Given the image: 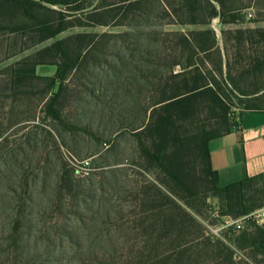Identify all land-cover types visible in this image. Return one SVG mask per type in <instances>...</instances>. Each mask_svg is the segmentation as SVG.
Here are the masks:
<instances>
[{"label":"trees","instance_id":"1","mask_svg":"<svg viewBox=\"0 0 264 264\" xmlns=\"http://www.w3.org/2000/svg\"><path fill=\"white\" fill-rule=\"evenodd\" d=\"M89 1L0 0V17L16 21L13 32L29 28L44 42L72 27L113 25L137 30L136 24L152 20L150 10L157 4L162 30L144 33L156 43L157 58L146 60L155 66L145 73L152 88L138 93L142 98L147 91V103L131 122L140 158L135 172L146 182L131 185L122 198L130 203L125 217L135 234L124 235L125 244L113 246L112 255L99 256L100 264H264V224L248 220L242 229L230 231L225 241L210 235L204 223L215 208L233 219L264 208V173L222 185L210 152L213 140L240 128L244 112H264V52L256 49L264 46V27L222 29L220 38L212 26L217 19L224 26L244 23L245 10L256 3ZM259 21L264 19L253 22ZM172 25L199 28L166 29ZM110 36L77 34L45 48L36 63L17 61L8 68L13 95L29 88L31 81H44L46 87L39 90L42 110L47 118L63 124L69 83L88 69L99 39ZM84 38L91 41L75 51L71 42ZM230 39L236 41L237 51L223 54L220 42L227 46ZM46 65L56 68L53 77L38 75L37 67ZM211 198L217 200L216 207L210 205ZM126 223L113 221L121 231ZM127 244L131 249H126Z\"/></svg>","mask_w":264,"mask_h":264},{"label":"rangeland","instance_id":"2","mask_svg":"<svg viewBox=\"0 0 264 264\" xmlns=\"http://www.w3.org/2000/svg\"><path fill=\"white\" fill-rule=\"evenodd\" d=\"M251 1L256 7L245 10L244 23L224 26L218 19L213 21L220 38L222 29L264 27V21L253 22L264 19V0H239L237 5ZM155 6L150 10L152 20L136 24L137 30L113 25L72 27L44 42L29 28L13 32L16 21L0 17V264H100L99 256L112 255L113 246L125 244L124 235L135 234L125 217L130 203L122 198L131 185L146 182L135 172L140 158L131 122L147 103V91L142 98L138 93L152 88L145 73L155 66L146 60L157 58L156 43L144 33L162 30ZM186 28L199 27H166ZM104 33L111 36L99 39L88 69L69 83L63 124L47 118L42 110L39 90L46 87L44 81H31L29 88L13 95L8 68L17 61L36 63L38 53L59 40ZM84 39L71 42L75 51L91 41ZM235 42L230 39L226 46L221 41L223 54L236 53ZM149 49L151 55L146 54ZM256 49L264 52V46ZM55 71L49 65L37 67L40 76L53 77ZM130 93L133 98L126 97ZM209 203L213 208L218 202L211 198ZM118 219L127 222L122 231L113 224ZM226 220L210 217L204 223L219 228ZM248 220L253 221L239 223L245 227ZM234 229H221L214 237L226 241Z\"/></svg>","mask_w":264,"mask_h":264},{"label":"crops","instance_id":"3","mask_svg":"<svg viewBox=\"0 0 264 264\" xmlns=\"http://www.w3.org/2000/svg\"><path fill=\"white\" fill-rule=\"evenodd\" d=\"M239 122V129L210 143L222 185L264 173V112H244Z\"/></svg>","mask_w":264,"mask_h":264},{"label":"built area","instance_id":"4","mask_svg":"<svg viewBox=\"0 0 264 264\" xmlns=\"http://www.w3.org/2000/svg\"><path fill=\"white\" fill-rule=\"evenodd\" d=\"M210 216L212 218H220V217H223L221 214H220V211L218 208H215ZM227 218V220L225 221L224 224L221 225V227L219 228H215V227H212V226H208V230L209 232H211L213 234V236H220L221 234V229H224V228H229V227H235L237 229H242L243 225L242 223H239V220L241 219H252L253 221H255L257 224H264V208L262 209H259L245 217H241L240 219H233L231 218L230 216H224Z\"/></svg>","mask_w":264,"mask_h":264}]
</instances>
